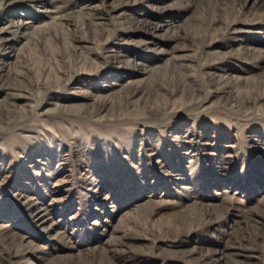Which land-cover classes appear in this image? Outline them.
Here are the masks:
<instances>
[{
    "label": "rangeland",
    "instance_id": "obj_1",
    "mask_svg": "<svg viewBox=\"0 0 264 264\" xmlns=\"http://www.w3.org/2000/svg\"><path fill=\"white\" fill-rule=\"evenodd\" d=\"M0 264H264V0H0Z\"/></svg>",
    "mask_w": 264,
    "mask_h": 264
}]
</instances>
